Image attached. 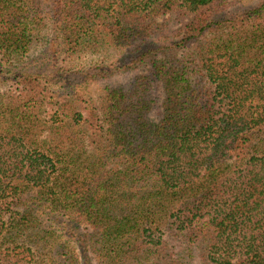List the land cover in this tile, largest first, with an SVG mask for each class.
I'll return each instance as SVG.
<instances>
[{"label":"trees","instance_id":"16d2710c","mask_svg":"<svg viewBox=\"0 0 264 264\" xmlns=\"http://www.w3.org/2000/svg\"><path fill=\"white\" fill-rule=\"evenodd\" d=\"M0 83V264H264V0H0Z\"/></svg>","mask_w":264,"mask_h":264},{"label":"rangeland","instance_id":"374dc122","mask_svg":"<svg viewBox=\"0 0 264 264\" xmlns=\"http://www.w3.org/2000/svg\"><path fill=\"white\" fill-rule=\"evenodd\" d=\"M148 70H149V67H145V68H143L142 70H140L139 73H147ZM128 81H129V77H124L123 79H121V80H119V81H117V82H120V83L125 84V83L128 82ZM8 87H9L8 84H6V85H2V83H0V94H2L3 92H5V91L8 89ZM99 89H100V88H99ZM158 96H159V95H158ZM162 102H163V97H162V95L160 94V96H159V101H158L159 105H158V108H157L156 112H155L154 115H153V117H154L155 119H159L160 116H161V115H160V113H161V108H160V106H161Z\"/></svg>","mask_w":264,"mask_h":264}]
</instances>
